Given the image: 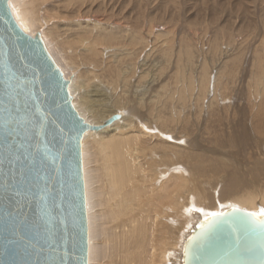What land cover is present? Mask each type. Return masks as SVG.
Masks as SVG:
<instances>
[{
    "label": "rangeland",
    "instance_id": "obj_1",
    "mask_svg": "<svg viewBox=\"0 0 264 264\" xmlns=\"http://www.w3.org/2000/svg\"><path fill=\"white\" fill-rule=\"evenodd\" d=\"M33 1L9 5L18 14ZM34 5L35 20L24 29L18 25L31 37L41 33L71 81L81 117L101 125L121 112L113 127L136 120L141 128L151 127L157 166L165 169L158 181L170 164L175 173L183 169L185 198L194 194L198 202L209 199L214 205L198 208L200 216L234 205L231 196L264 188V0H35ZM170 197L159 195L161 206ZM86 207L90 240L87 194ZM175 224L169 223V232L168 224L163 229L169 237L163 249L178 237Z\"/></svg>",
    "mask_w": 264,
    "mask_h": 264
},
{
    "label": "water",
    "instance_id": "obj_2",
    "mask_svg": "<svg viewBox=\"0 0 264 264\" xmlns=\"http://www.w3.org/2000/svg\"><path fill=\"white\" fill-rule=\"evenodd\" d=\"M69 85L42 35L25 33L0 0V264H88L83 139L120 115L86 122ZM249 213L200 221L182 264H264V230Z\"/></svg>",
    "mask_w": 264,
    "mask_h": 264
},
{
    "label": "bare ground",
    "instance_id": "obj_3",
    "mask_svg": "<svg viewBox=\"0 0 264 264\" xmlns=\"http://www.w3.org/2000/svg\"><path fill=\"white\" fill-rule=\"evenodd\" d=\"M34 3L35 0L27 9H19L18 14L12 10L23 29L35 20ZM29 14H32V21ZM119 113L121 119L123 113ZM150 130L151 127L146 125L141 128L136 120L121 127L111 124L99 131L90 130L84 135L82 148L90 222L89 264H161L165 260L182 264L184 242L196 225L211 214L223 212L231 206L264 215V210H260L261 207L264 209L263 188L231 196L229 200L235 206L229 205L200 216L201 209L198 208L210 209L214 205L208 204L209 199L198 202L199 197L194 194L185 198L187 183L183 169L175 173L170 164L172 168L169 166L171 169L168 168L164 179L158 181V175L165 169L157 166L153 144L157 135ZM171 176L174 177L173 184L169 183ZM159 195L171 197L161 206ZM176 220L180 229L178 237L172 247L163 249L169 239L163 229L166 224L168 228L169 223L176 226Z\"/></svg>",
    "mask_w": 264,
    "mask_h": 264
},
{
    "label": "snow or ice",
    "instance_id": "obj_4",
    "mask_svg": "<svg viewBox=\"0 0 264 264\" xmlns=\"http://www.w3.org/2000/svg\"><path fill=\"white\" fill-rule=\"evenodd\" d=\"M214 218L218 215H222V214H217V213H213L211 214ZM250 217H252L259 225L261 230H264V219H261L259 216H257L255 213H249L248 214Z\"/></svg>",
    "mask_w": 264,
    "mask_h": 264
}]
</instances>
